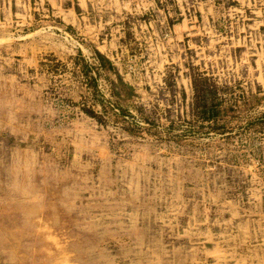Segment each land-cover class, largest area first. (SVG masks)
I'll return each instance as SVG.
<instances>
[{"label": "rangeland", "instance_id": "1", "mask_svg": "<svg viewBox=\"0 0 264 264\" xmlns=\"http://www.w3.org/2000/svg\"><path fill=\"white\" fill-rule=\"evenodd\" d=\"M0 264H264V0H0Z\"/></svg>", "mask_w": 264, "mask_h": 264}, {"label": "trees", "instance_id": "2", "mask_svg": "<svg viewBox=\"0 0 264 264\" xmlns=\"http://www.w3.org/2000/svg\"><path fill=\"white\" fill-rule=\"evenodd\" d=\"M95 53L97 54V65L102 66L104 63V60H107L104 58L97 50H95ZM78 54V52H77ZM77 57H73V63H76ZM81 64L79 65V71L83 76V81L86 85V89L91 93V99L89 103L83 102L81 105V110L88 114L89 116H92L95 118L97 121L102 122L104 119V114L105 113H116L120 117H124V114H129L132 116L130 113H124V109L119 105L117 100L111 99L109 97H104L102 93L99 91V88L97 87V78L96 76L99 74L98 67L96 66L95 63H89L86 60H84L81 57ZM200 78V77H199ZM117 79L119 82L122 83L121 77L119 74L117 75ZM117 81V83H118ZM192 89H193V108H199L201 109V113H191V119L197 120V119H204L205 121H213L215 123V118L217 117L219 111L218 107L216 106V93L215 90L211 89V84L206 81V78L203 77L201 79H195L193 77L192 79ZM114 81L112 80V84ZM116 94H118V91H114ZM210 96V97H209ZM209 97V101L208 100ZM98 104L99 109H95L93 107V104ZM206 103L208 104L206 106ZM145 119V117H142ZM191 128L192 130H195V132H205L206 130H201L203 127V124L200 123H191ZM205 126H208L210 128H220L223 127V124H206ZM172 128V124L169 125L168 128Z\"/></svg>", "mask_w": 264, "mask_h": 264}]
</instances>
